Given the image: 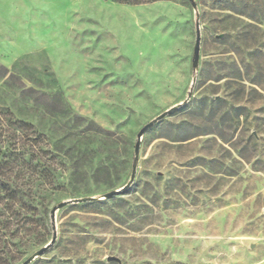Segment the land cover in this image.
I'll list each match as a JSON object with an SVG mask.
<instances>
[{
	"label": "rangeland",
	"instance_id": "1",
	"mask_svg": "<svg viewBox=\"0 0 264 264\" xmlns=\"http://www.w3.org/2000/svg\"><path fill=\"white\" fill-rule=\"evenodd\" d=\"M13 151L0 264H264V0H0Z\"/></svg>",
	"mask_w": 264,
	"mask_h": 264
},
{
	"label": "trees",
	"instance_id": "2",
	"mask_svg": "<svg viewBox=\"0 0 264 264\" xmlns=\"http://www.w3.org/2000/svg\"><path fill=\"white\" fill-rule=\"evenodd\" d=\"M257 65V70L261 69L260 63L256 61ZM219 99H215L214 101H218ZM181 140H184L182 138ZM19 154V153H18ZM22 154V153H20ZM16 152H8V154H3L0 158V204H4L5 207H11L13 204L15 205L16 203L19 204L20 209H22L24 206L27 205V203L31 204L33 203L34 199H30L32 196H28L29 198H23L25 195V192L27 190H30L32 187H38L40 185L39 182H37L36 179L34 180H29V181H17V180H9V178H5L4 176L2 177L1 175H4L1 172V169H5V173H12L16 167ZM32 168V171L38 169L40 170V173H43L47 166L44 164H40L39 162L30 165ZM20 211L18 212L19 216ZM39 221V219L37 220Z\"/></svg>",
	"mask_w": 264,
	"mask_h": 264
},
{
	"label": "water",
	"instance_id": "3",
	"mask_svg": "<svg viewBox=\"0 0 264 264\" xmlns=\"http://www.w3.org/2000/svg\"><path fill=\"white\" fill-rule=\"evenodd\" d=\"M199 44H200V30H199V26L198 24H196V33H195V42H194V47H193V58H192V62L195 64L199 58ZM173 108H171L170 110H167L161 114H159L155 119L147 122L146 124H144L137 132V140H136V143H135V153L137 154L138 152V148H139V142H140V139L143 135V133L149 128L152 126V124L156 121V120H159L161 118H163L165 116V114L169 113ZM120 190L119 189H116V190H112V191H109L107 192L106 194H104L105 197H110L114 194H117L119 193ZM66 202H60L57 204V208L59 207H62ZM55 236H56V232L53 231L52 233V237H51V240L45 244L44 246L40 247L32 256L26 258L21 264H27L29 263V261L31 260V258L35 255H41L43 252H45L51 245L52 243L55 241ZM109 259H112L111 257Z\"/></svg>",
	"mask_w": 264,
	"mask_h": 264
}]
</instances>
